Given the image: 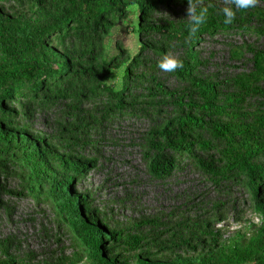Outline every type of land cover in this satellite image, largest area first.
I'll return each mask as SVG.
<instances>
[{"label": "trees", "instance_id": "1", "mask_svg": "<svg viewBox=\"0 0 264 264\" xmlns=\"http://www.w3.org/2000/svg\"><path fill=\"white\" fill-rule=\"evenodd\" d=\"M189 2L209 14L193 38L189 19L159 18ZM224 7L230 0H0V177L9 184L0 195L51 202L75 250L66 256L55 238L37 257L7 236L0 264H264V48L228 43L229 59L250 68L224 64L222 75L206 71L200 52L219 35L264 41V0L234 9L230 25ZM119 31L135 37L132 51ZM165 53L183 68L160 71ZM50 112L42 133L36 120ZM119 118L148 123L151 179L197 173L196 201L127 225L96 205L83 187L100 156L94 136Z\"/></svg>", "mask_w": 264, "mask_h": 264}, {"label": "rangeland", "instance_id": "2", "mask_svg": "<svg viewBox=\"0 0 264 264\" xmlns=\"http://www.w3.org/2000/svg\"><path fill=\"white\" fill-rule=\"evenodd\" d=\"M216 2L222 4L227 0ZM187 8L185 5L172 6L169 16L161 9L159 18L188 19ZM116 37L132 51L136 44L134 36L119 31ZM242 41L254 44L257 42V46L264 48V41L255 40L252 34L206 38L200 45L203 58L209 59L206 71L213 73L219 70L218 74L222 75L224 64L233 67L235 72L247 71L249 65L231 61L227 51L228 43L237 46ZM167 85L172 86L173 81L168 80ZM51 117L50 112L44 115L45 120L37 119L36 128L42 133L50 132ZM147 131V122L131 118H119L106 124L103 132L94 136L95 139H100L97 142L100 155L97 168L88 171L83 180V187L96 194V205L125 225L147 217H164L168 213L184 209L196 201L199 191L204 189L197 173L189 167L163 182L147 175L141 152L143 136ZM84 154L90 157L94 151L88 149ZM4 184V179L0 177V185L3 187ZM13 184L11 182L10 185ZM76 191L82 193L81 186L78 185ZM0 202V238L12 237L23 252L32 251L37 257L42 256L48 248H56L55 238H60L66 256L75 251L66 228L58 226L61 216L51 202L42 201L37 204L31 197L15 198L4 192L0 195ZM4 205L8 207L4 208ZM248 217L256 221L254 216ZM229 227L230 230L238 228L231 221Z\"/></svg>", "mask_w": 264, "mask_h": 264}, {"label": "clouds", "instance_id": "3", "mask_svg": "<svg viewBox=\"0 0 264 264\" xmlns=\"http://www.w3.org/2000/svg\"><path fill=\"white\" fill-rule=\"evenodd\" d=\"M230 3L232 7H224L220 10L222 22L225 25H230L234 21L235 10L251 9L255 7L257 0H230ZM208 15L207 8H198L195 3H188L189 38L195 37L201 27L207 23ZM157 68L162 72L174 74L183 68V61L169 53H165L160 56Z\"/></svg>", "mask_w": 264, "mask_h": 264}]
</instances>
